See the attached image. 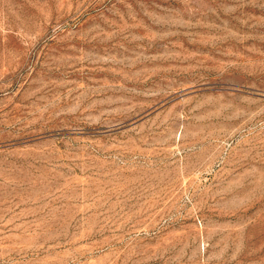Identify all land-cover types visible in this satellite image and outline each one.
I'll return each instance as SVG.
<instances>
[{"label":"rangeland","instance_id":"rangeland-1","mask_svg":"<svg viewBox=\"0 0 264 264\" xmlns=\"http://www.w3.org/2000/svg\"><path fill=\"white\" fill-rule=\"evenodd\" d=\"M0 264H264V0H0Z\"/></svg>","mask_w":264,"mask_h":264}]
</instances>
